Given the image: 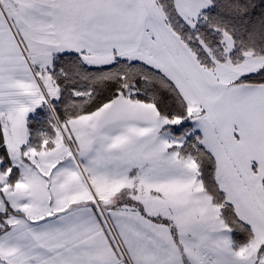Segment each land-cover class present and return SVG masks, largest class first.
Returning <instances> with one entry per match:
<instances>
[{
  "label": "snow or ice",
  "instance_id": "snow-or-ice-1",
  "mask_svg": "<svg viewBox=\"0 0 264 264\" xmlns=\"http://www.w3.org/2000/svg\"><path fill=\"white\" fill-rule=\"evenodd\" d=\"M0 264H264V0H0Z\"/></svg>",
  "mask_w": 264,
  "mask_h": 264
}]
</instances>
